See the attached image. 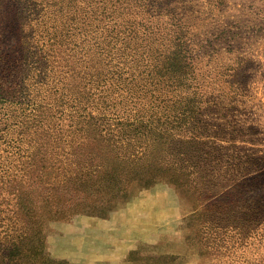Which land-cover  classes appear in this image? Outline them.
Returning a JSON list of instances; mask_svg holds the SVG:
<instances>
[{"label": "rangeland", "instance_id": "374dc122", "mask_svg": "<svg viewBox=\"0 0 264 264\" xmlns=\"http://www.w3.org/2000/svg\"><path fill=\"white\" fill-rule=\"evenodd\" d=\"M5 1L0 264L29 225L18 209L73 204V189L51 204L38 191L117 155L163 176L131 182L99 215L42 221L25 246L61 264H264V0H73L54 23L62 0ZM54 41L82 60L60 62L78 94L47 111L32 85ZM174 48L185 57L162 74ZM78 137L103 150L75 148ZM41 156L49 167L36 176Z\"/></svg>", "mask_w": 264, "mask_h": 264}, {"label": "trees", "instance_id": "16d2710c", "mask_svg": "<svg viewBox=\"0 0 264 264\" xmlns=\"http://www.w3.org/2000/svg\"><path fill=\"white\" fill-rule=\"evenodd\" d=\"M71 5H73V0L54 2L53 5H51L50 11L52 12V22H55L56 17H66L68 13L64 12L70 10L72 8ZM13 11L14 9L10 1L0 0V16L4 18L6 17L8 20L10 19L8 17H11ZM59 20L60 18L58 19V22ZM0 34L3 35L2 31ZM4 35L8 34L4 33ZM9 38H14V40L19 39L18 36L10 37L9 35L6 37V40ZM51 39H55L54 33L51 35ZM20 42H18L19 45L23 46L24 43ZM39 53V56L37 55V63L40 65L39 69L44 72V77L32 85L33 94L36 95L35 98H38L37 100L41 101V106L44 109L47 111L57 110L64 106L62 99L66 97L67 93H70L71 96L78 94V85H74V82L65 79L67 72L63 71L59 64L60 62L67 63L70 59L79 62L82 60V56L80 55V52L74 50H70L68 53L64 47L56 44L55 41L47 44L42 50L40 49ZM182 53L183 51L179 48H174V50H170L167 55H165L166 61L163 62L162 74L171 72L170 70L178 65L179 58L185 57V55H181ZM168 88H172V85H169ZM149 122L150 121L146 124ZM81 130L82 129H79V131ZM98 139L101 141L104 140L101 136L98 137ZM91 142L92 141L89 140V137L87 140L86 138L82 140V137H78L73 140L72 144L77 146L75 148L83 147L84 150L88 147L98 148L99 151L103 150L102 144L94 147ZM112 146L114 149L116 148L115 145ZM120 161L121 160L117 155L114 165L103 166V163H101L98 165L101 167L97 166L98 168L94 170L93 173L84 178L68 180L64 183L47 186L40 192L38 191V194H46V200L51 199L47 201L51 204L57 200L56 194H66L73 189L75 191V194L72 197L74 203L61 207L58 205H49L46 206L43 211H41V209H33L31 211L28 210L27 213L26 209H18V214L21 218L25 219V217H23L25 214L31 216L27 217L29 225L26 226L23 233L18 234V239L16 240L17 243L14 244L11 249L7 250L6 255H3V259L4 256H6L8 264H61V262L57 263L47 258V256L43 254L41 247L37 245L36 247H26L24 244L25 240L35 237L37 238V236H39V227L41 228L42 221L61 220L78 213L99 215V212L106 209L107 205H114L116 200L122 194H125V190L131 182L142 180L146 177V174H148V177L163 176L162 173L156 171L160 167L154 161H152L154 163L147 166L139 167L132 166L129 161ZM132 161H134V159H132L131 162ZM45 162L46 159L43 156L38 158L35 163L31 161L32 165L30 166V172L36 176L43 173L49 167ZM69 162L70 157L66 159V164ZM168 175H172V173H169ZM95 205H100V207ZM97 211L98 213H95ZM6 260L5 264L7 263Z\"/></svg>", "mask_w": 264, "mask_h": 264}]
</instances>
